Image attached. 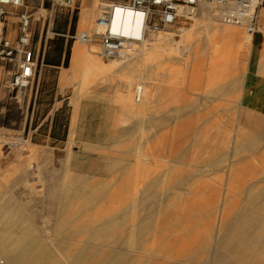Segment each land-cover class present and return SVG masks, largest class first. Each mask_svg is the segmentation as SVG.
<instances>
[{
  "label": "rangeland",
  "instance_id": "obj_1",
  "mask_svg": "<svg viewBox=\"0 0 264 264\" xmlns=\"http://www.w3.org/2000/svg\"><path fill=\"white\" fill-rule=\"evenodd\" d=\"M99 1H92L84 22L83 6L24 0L17 10L32 14L39 64L24 102L0 104V198L38 194L35 208L45 213L51 209L42 195L62 179L71 192L83 186V197L100 198L90 210L98 206L99 220L113 218L123 250L130 237V219L122 212L128 205L139 216L154 214L135 240L148 236L145 242L160 252L169 253L171 245L193 253L185 263L209 264L210 248L202 244L213 247L226 229L236 228L247 196L264 187V114L243 96L251 38L201 2L195 18L158 32L167 38L146 39L124 58H103L73 37L92 28ZM256 14L264 24V0ZM137 84L143 88L139 101L133 98ZM22 169L34 171L31 193L21 192ZM65 224L75 228V222ZM247 227L250 233L238 243L264 239L255 234L259 224ZM254 250L257 260L249 264H264V247Z\"/></svg>",
  "mask_w": 264,
  "mask_h": 264
},
{
  "label": "bare ground",
  "instance_id": "obj_2",
  "mask_svg": "<svg viewBox=\"0 0 264 264\" xmlns=\"http://www.w3.org/2000/svg\"><path fill=\"white\" fill-rule=\"evenodd\" d=\"M115 14L125 18L134 15L132 11L121 8L120 6L115 7ZM39 18L40 15L36 19ZM190 18L195 17L192 15ZM120 28L124 33L130 32L127 25H123ZM137 30L138 25L136 24L133 26L132 33H137ZM167 37L165 33H150L137 45L143 44L146 39L158 40ZM247 38H251V34H247ZM141 50V53H143L144 50ZM89 52L96 53L92 49H89ZM137 90H139L138 97H136ZM142 92V85L137 84L134 87L133 95L135 101L140 100ZM19 172L21 174L19 178L24 180V184L21 182L22 186L24 185L21 192L31 193L33 190L30 186V179L34 171L31 169H22ZM65 179L67 178L65 177ZM63 181L60 179L54 184L48 185L45 189V194L42 197H44V200L47 201V206L51 209V211L49 210L45 213H39L35 208L38 194L36 196L28 194L27 198L22 201L16 200L15 194L8 197H2L4 194H1L0 264H187L184 259L192 257L193 253L186 254L183 251L184 254H182L178 247H171V245L170 248L173 249H170L171 251L169 253L168 250L160 252L154 249V242L153 244L152 242H145L148 236L141 235L136 241L134 239L135 232L138 230L147 231L150 227L149 222L154 214L145 212L142 216H139L135 214L137 207L133 211L131 209L133 207L131 206L130 208L128 205L122 209L123 216H129L130 219L129 231L127 230L130 237H128V242H126V250H123L122 247L117 246L118 240L114 236L113 227L115 226V221L113 218L109 214H106L104 219L99 220L94 216L98 214L96 211L98 206L96 209L90 210L91 206L96 204L100 198L94 195L85 196L86 198L83 197L81 192L85 190L83 186L80 190L71 192L69 186L66 187L63 185ZM133 192L136 191L134 190ZM133 192L132 194H134ZM256 199L259 200L258 203L251 205L250 203ZM123 203L125 205V202ZM222 203L221 207L224 206L225 201ZM173 205L177 207L175 202ZM242 207L241 212L237 214V216H241V221L235 224L236 228L231 230L226 229L224 235L218 238L217 245L213 247L209 245L203 246L202 244V247L210 248L207 254L209 264H241V262L249 264L257 260L254 249L264 247V239L253 241L241 240V244L238 241L240 237L243 238L246 233H250L251 230L247 226L251 224H259V228L255 231V234L264 238V187H260V190L255 194L247 196ZM129 209L131 210L129 211ZM242 218H247L249 221H245ZM65 222H75V228L70 229V226L65 224ZM155 224H158V222ZM158 230L160 228H157ZM117 233L119 235V232ZM157 241H160V238ZM112 242L113 245H111ZM205 243L207 244V242ZM165 248L166 246L163 249ZM179 256L181 258H178Z\"/></svg>",
  "mask_w": 264,
  "mask_h": 264
},
{
  "label": "built area",
  "instance_id": "obj_3",
  "mask_svg": "<svg viewBox=\"0 0 264 264\" xmlns=\"http://www.w3.org/2000/svg\"><path fill=\"white\" fill-rule=\"evenodd\" d=\"M49 2L51 7L75 6L74 0ZM201 2H210L223 23L242 26L247 34L252 35L258 27L256 8L260 0H100L92 28L73 37L88 49L97 47L96 53L103 58H124L148 34L157 33L180 19H191ZM23 3L24 0H0V104H22L37 76L39 48L32 39V14L17 11L14 28L8 21V16ZM116 6L134 15L117 16ZM136 24L137 33H132ZM123 25L129 27V33L122 31Z\"/></svg>",
  "mask_w": 264,
  "mask_h": 264
},
{
  "label": "crops",
  "instance_id": "obj_4",
  "mask_svg": "<svg viewBox=\"0 0 264 264\" xmlns=\"http://www.w3.org/2000/svg\"><path fill=\"white\" fill-rule=\"evenodd\" d=\"M92 1L93 0H74L77 9H80L81 6L85 8L81 13L83 22L86 21L89 16L87 9L91 7ZM24 7L27 6L24 5ZM22 10L28 12L25 8H22L19 11ZM35 12L37 11H34L33 15ZM79 12L80 11L78 10V13ZM16 13L17 10H14L13 13L8 16L9 25L13 28L17 25L18 17ZM41 19L40 16V18L36 20ZM68 28L69 22L67 23L66 30H68ZM47 31H49V27L47 28ZM38 41L40 42V38ZM33 43L37 46L36 41ZM37 47L39 48V46ZM243 96L245 97L246 105L249 108H252L258 113L264 114V24H259L256 31L251 35V43L246 62V74L243 83Z\"/></svg>",
  "mask_w": 264,
  "mask_h": 264
}]
</instances>
